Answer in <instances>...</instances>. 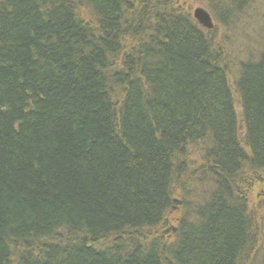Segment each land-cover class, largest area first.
Instances as JSON below:
<instances>
[{
  "label": "trees",
  "instance_id": "obj_1",
  "mask_svg": "<svg viewBox=\"0 0 264 264\" xmlns=\"http://www.w3.org/2000/svg\"><path fill=\"white\" fill-rule=\"evenodd\" d=\"M204 1L226 29L256 2ZM187 3L0 0V264L261 254L264 46L231 83Z\"/></svg>",
  "mask_w": 264,
  "mask_h": 264
},
{
  "label": "rangeland",
  "instance_id": "obj_2",
  "mask_svg": "<svg viewBox=\"0 0 264 264\" xmlns=\"http://www.w3.org/2000/svg\"><path fill=\"white\" fill-rule=\"evenodd\" d=\"M186 2H188L187 9L192 16L194 15L193 12L197 8H202L205 11H208L212 16V12L210 11L207 1L186 0ZM248 12L249 13L245 18H241L238 21V24L228 29L224 28V26L220 23L216 24L214 18H212L215 25L212 30L213 42L215 45L221 46V49L224 51L226 64L231 69V83L237 78L236 76L238 75L239 64H241L242 61L247 60L248 56H256L264 46V0H256V2L251 5ZM235 98L237 99L236 96ZM237 110L238 113H240L238 106ZM189 157L196 161L199 159V156H196L195 150H191ZM252 187L253 188L249 192V195H247V198L250 204V209L256 212L262 210V206L264 205V183H258L256 185H252ZM202 194V191L199 190L196 196L202 197ZM175 201L173 206L174 212L171 214L170 222L180 219L182 214L185 213L182 201ZM195 203H197V201H195ZM171 228L173 231L176 229L173 225ZM259 242L261 254L256 259H251L253 264H264V233H261ZM252 262L250 264H252Z\"/></svg>",
  "mask_w": 264,
  "mask_h": 264
},
{
  "label": "water",
  "instance_id": "obj_3",
  "mask_svg": "<svg viewBox=\"0 0 264 264\" xmlns=\"http://www.w3.org/2000/svg\"><path fill=\"white\" fill-rule=\"evenodd\" d=\"M193 18L204 30L212 31L215 27L212 16L208 11L202 8H197L193 12ZM177 202V201H175Z\"/></svg>",
  "mask_w": 264,
  "mask_h": 264
}]
</instances>
